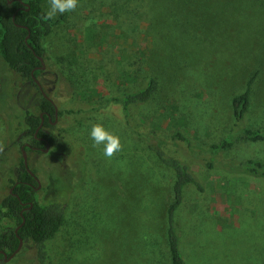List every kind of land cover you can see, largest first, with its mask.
<instances>
[{"label":"rangeland","instance_id":"374dc122","mask_svg":"<svg viewBox=\"0 0 264 264\" xmlns=\"http://www.w3.org/2000/svg\"><path fill=\"white\" fill-rule=\"evenodd\" d=\"M44 6L48 10V0ZM44 43L38 79L63 111L49 130H63L73 152L56 160L46 154L51 147L26 149L29 167L40 179V199L46 187L55 189V173L76 184L66 221L49 242L51 264H171L166 214L175 174L131 127H151L160 112L168 151L200 182L187 187L176 213L185 259L264 264V176L244 166L249 159L264 162V140L236 138L246 127L264 128V0H82ZM128 75L137 81L127 84ZM150 76L159 88L151 100L131 107L129 122L120 103L104 106L93 91L119 95ZM252 77L250 108L237 122L232 97ZM40 92L0 57V206L23 157L13 140L23 130L25 111L39 113ZM94 106L100 108L91 114ZM94 124L118 136L122 150L108 158L103 145L93 147ZM177 130L185 139L169 138ZM229 136V149L210 148ZM78 157L86 160L84 171ZM0 264L40 263L33 242L25 240Z\"/></svg>","mask_w":264,"mask_h":264},{"label":"trees","instance_id":"16d2710c","mask_svg":"<svg viewBox=\"0 0 264 264\" xmlns=\"http://www.w3.org/2000/svg\"><path fill=\"white\" fill-rule=\"evenodd\" d=\"M0 0V57L6 65L13 71L19 73L23 78L28 79L35 87L34 76L38 77L42 72V61L40 57L45 58L46 47L45 39L51 34L53 29L64 22L71 12L59 14L52 19H45L47 10L44 6L45 0ZM82 0H78V3ZM253 77L249 80L247 89L232 97L233 113L236 121H240L250 108L251 103V84ZM126 83L136 82V76L128 75ZM159 88V81L155 76H150L147 82L135 89L126 90L117 95L105 93L98 87L95 91L105 106L111 102L120 103L126 120L129 122L131 117V107L148 102L153 98ZM41 100L39 104V113H33L30 110L25 111L24 127L19 135L23 141H19L18 137L13 140L15 144H25L30 142L32 145L46 147V143L40 140V136H44L51 143V149L47 155L52 158L62 159L63 155L73 152L71 140L67 138L65 132L55 133L49 130L52 122L49 120V114L52 119L55 118L56 103L54 100L46 98L40 92ZM98 106L91 108V114L97 112ZM43 112V115L41 113ZM66 113H74L72 109L66 108ZM77 112H83L79 109ZM63 111H59V114ZM159 114L152 116L151 127L133 126L136 134L143 137L147 147L160 159V161L172 169L175 174L173 183V197L167 207L166 214V237L169 248L171 264H191L188 262L181 250L180 237L176 226V213L185 199V191L191 184L200 183L191 169L190 165L180 157L170 153L167 149V141L164 137L166 129L159 124ZM91 116V115H90ZM42 118H44L43 126H40ZM150 123V122H147ZM82 122H79L74 131L82 129ZM70 137V136H69ZM230 137V136H229ZM224 138L219 143H211L210 148L214 152L227 150L233 144L234 140ZM169 138L185 139L181 131L172 132ZM243 141L264 140V128L246 127L236 137ZM166 146V147H165ZM28 151L31 149L26 146ZM4 158L0 157L1 164ZM78 164L81 170H85L86 160L78 157ZM208 165H212L208 163ZM245 169L253 175L264 176V162L259 159H249L244 162ZM53 181H50L55 189L49 191L45 188V194L40 199L37 186L39 185L36 178L25 167L23 157L20 161V167L17 169V177L10 178L11 186L15 185L13 192L4 197L0 206V248L8 254L15 251L20 243V237L25 240H31L36 250V257L40 264H51V253L49 242L53 240L61 230L66 221V213L68 208V195L76 186L74 182H65L59 173L51 175ZM49 185V184H48ZM66 191L67 194L62 195ZM18 194V195H17ZM53 194V195H51ZM19 196V197H18ZM32 203L30 209H23ZM16 227L18 231L16 232ZM3 253L0 252V260Z\"/></svg>","mask_w":264,"mask_h":264},{"label":"clouds","instance_id":"9594fccd","mask_svg":"<svg viewBox=\"0 0 264 264\" xmlns=\"http://www.w3.org/2000/svg\"><path fill=\"white\" fill-rule=\"evenodd\" d=\"M49 8L45 14V19L54 18L57 13L75 11L78 6V0H48ZM90 138L93 141V147L103 145L104 156L111 158L117 152L122 150L120 138L107 131L102 124H94L90 131Z\"/></svg>","mask_w":264,"mask_h":264},{"label":"water","instance_id":"95a60500","mask_svg":"<svg viewBox=\"0 0 264 264\" xmlns=\"http://www.w3.org/2000/svg\"><path fill=\"white\" fill-rule=\"evenodd\" d=\"M10 3L13 2V0H10L9 1ZM41 58V61H42V68L44 67V60H43V57H40ZM34 79H35V82L36 84L39 86L41 92L43 93V95L52 100L48 95L47 93L43 90V87H42V84L40 82V80L38 79V77L34 76ZM58 111V108L56 107V112ZM44 118H42V122H43ZM41 127V124L40 126L37 128L36 132H38L39 128ZM50 148V142L47 140V146L46 148L44 149V151H48ZM22 154H23V161H24V165L26 166V168L29 170V172L36 178V180L38 181L39 183V186L41 185V182H40V179L39 177L35 174V172L29 167V162H28V154H27V150L25 148V145L22 146ZM15 187V185L12 186V189H10V192L13 191V188ZM18 195V194H17ZM19 197V196H18ZM19 228V227H18ZM18 228L16 229V231H18ZM23 242H24V239L22 237H20V243L17 247V249L15 251H13L10 255H7V253L5 251H3L4 255H5V258L6 259H9V258H12L15 254L18 253V251L21 249L22 245H23Z\"/></svg>","mask_w":264,"mask_h":264},{"label":"flooded vegetation","instance_id":"af4514ba","mask_svg":"<svg viewBox=\"0 0 264 264\" xmlns=\"http://www.w3.org/2000/svg\"><path fill=\"white\" fill-rule=\"evenodd\" d=\"M56 107H57V105H56ZM41 115H43V112L41 113ZM58 118H59V111H57L56 112V109H55V118H54V120L52 119V116L49 114V120L52 122V125H54V123H56L57 121H58ZM43 123H44V120H43V122L41 121V127L43 126ZM40 138V140H42V141H44L45 143H46V146H47V138L46 137H44V136H40L39 137ZM23 145H25V148H26V146H28L30 149H31V151L32 150H34V151H44V149L46 148V147H41V146H36V145H32V144H30V142H25V144H21V151H22V146ZM50 147H51V143H50ZM26 167V166H25ZM13 186V185H12ZM12 186L10 187V189H12ZM41 186V185H40ZM39 185L36 187L37 189L40 187ZM14 189V188H13ZM13 192V191H12ZM14 193V192H13ZM23 204L24 203H26V202H22ZM32 207V203L31 204H29V206H26L25 204H24V207H23V209L25 210V209H30ZM18 227H16V229H17ZM17 232V231H16ZM24 241H25V239H24ZM23 244H24V242H23ZM3 251H5V250H3V249H1L0 248V252L1 253H3ZM6 252V251H5ZM7 253V252H6ZM7 255H10V254H8L7 253ZM3 258H5V255H4V253H3ZM6 259V258H5Z\"/></svg>","mask_w":264,"mask_h":264}]
</instances>
